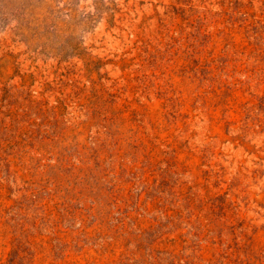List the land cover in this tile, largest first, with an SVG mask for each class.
<instances>
[{
  "label": "rangeland",
  "instance_id": "rangeland-1",
  "mask_svg": "<svg viewBox=\"0 0 264 264\" xmlns=\"http://www.w3.org/2000/svg\"><path fill=\"white\" fill-rule=\"evenodd\" d=\"M0 264H264V0H0Z\"/></svg>",
  "mask_w": 264,
  "mask_h": 264
}]
</instances>
